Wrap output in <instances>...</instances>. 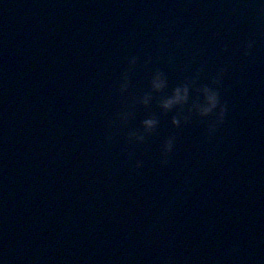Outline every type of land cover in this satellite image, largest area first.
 Wrapping results in <instances>:
<instances>
[{
  "label": "clouds",
  "instance_id": "clouds-1",
  "mask_svg": "<svg viewBox=\"0 0 264 264\" xmlns=\"http://www.w3.org/2000/svg\"><path fill=\"white\" fill-rule=\"evenodd\" d=\"M259 6L264 10V0H259ZM253 41L245 45L244 54L248 55L253 47ZM129 66L137 63V58H129ZM223 69L212 78L209 83H201L199 74L186 78L171 89L170 94L166 91L169 87L168 78L163 71H155L149 80V91L139 98L138 103L148 108L154 96L157 95V106L162 113H174L171 119L173 128H180L190 124L194 119L205 123L209 135L215 133L216 129L224 122L226 107L221 101L220 86ZM128 88V75L125 73L120 84V92L123 93ZM129 113H121L119 119L127 121ZM159 126V119L149 114L141 121V130H133L127 134L130 143L142 144L145 142L147 134L153 133ZM175 137L167 138L161 148L163 159L162 164L167 163V157L173 152ZM136 167H142V163L137 161ZM0 264H6L0 258Z\"/></svg>",
  "mask_w": 264,
  "mask_h": 264
},
{
  "label": "water",
  "instance_id": "water-1",
  "mask_svg": "<svg viewBox=\"0 0 264 264\" xmlns=\"http://www.w3.org/2000/svg\"><path fill=\"white\" fill-rule=\"evenodd\" d=\"M247 15L250 39L253 41L252 54L256 68V78L260 92V102L264 121V10L259 0H243Z\"/></svg>",
  "mask_w": 264,
  "mask_h": 264
}]
</instances>
